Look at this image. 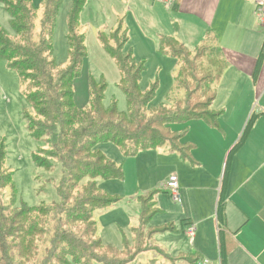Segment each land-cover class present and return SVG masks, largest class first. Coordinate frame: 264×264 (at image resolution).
Listing matches in <instances>:
<instances>
[{"label":"trees","instance_id":"trees-1","mask_svg":"<svg viewBox=\"0 0 264 264\" xmlns=\"http://www.w3.org/2000/svg\"><path fill=\"white\" fill-rule=\"evenodd\" d=\"M0 1L10 15V24L14 31L11 34L0 25V59L6 60L8 66L18 72L25 86L27 100L34 111V116L27 114L32 134L36 137L47 136L52 146V157L59 159L64 169L63 177L57 187L60 198L57 204L14 206L10 202L8 206H1L2 211L4 213L7 208L17 210L14 216L16 219L19 215L27 217L35 213L32 233L45 232L40 221L41 217L56 209L70 218L66 223L72 219L86 223L82 236L73 237L66 231L62 234L60 231L53 234L51 238L53 242L58 239L68 241L70 244L79 241V247L87 253L81 260L72 246L70 248L64 245L58 264H128L150 247L149 243L146 244V234L150 235L174 227L165 226L162 229H155L148 226L150 218L158 212L155 208L156 202H151L156 192L150 191L138 197L142 204V212L140 225L132 230V239L125 235L122 248L104 244L103 239L97 235L94 211L116 204L119 197L107 194L99 186L97 178L123 180L124 171L123 165L111 160L99 148V144L113 142L121 148L125 156L170 144L184 159L189 157L193 145L181 140L188 126L183 130H174L172 125L196 119H205L210 124L216 125L219 113L211 106L216 96L215 85L227 65L224 50L217 46V38L212 30H208L201 44L193 50L172 35L161 36V50L171 54L182 64L176 77L177 89L186 92L184 99L175 100L174 103L176 106L182 104L183 108L178 112L170 113L166 103L149 106L155 96L157 83L145 93L141 90L140 81L145 71L144 62L137 61L130 48L125 50L129 37L123 29V23L120 22L118 27L110 32L109 37L103 34L102 41L120 70L119 85L126 94L128 110L120 111L115 100L109 106H105L103 101L106 84L104 82L98 84L92 77L90 105L80 107L75 102L74 83L80 75L87 56L86 36L80 32V15L87 0H72L66 35L69 46L67 65L57 63L53 43L57 16L63 0H38V5L34 0ZM177 2L178 0L175 4ZM41 10L40 28L36 34L34 28L37 27L36 19ZM121 34L122 36H119ZM110 40H113L115 46L109 44ZM192 54H196L193 62L187 59L188 55ZM263 57L264 43L260 61ZM189 77L197 83L195 85L188 83ZM253 116L251 115L248 122L247 131L255 121ZM5 156V151L0 148V191L9 184L14 187L12 172L4 168ZM40 166H44V163ZM78 187L82 188V192L75 200L74 191ZM224 215L220 201L218 207L220 231H223L225 226ZM37 224H39L38 228ZM9 237L11 232L6 233L0 228L2 251L0 264H26L29 258L25 257L23 251L17 252L15 256L11 255L7 240ZM91 238L94 240L90 241ZM88 244L92 245L95 252H87ZM20 245L15 244L14 248L19 250ZM31 247L33 248L34 245L28 248ZM99 248H105L113 256H104L97 252ZM222 264H226L225 258Z\"/></svg>","mask_w":264,"mask_h":264},{"label":"rangeland","instance_id":"rangeland-1","mask_svg":"<svg viewBox=\"0 0 264 264\" xmlns=\"http://www.w3.org/2000/svg\"><path fill=\"white\" fill-rule=\"evenodd\" d=\"M158 1L163 2L165 6H169V10L172 12V6L175 3L169 5L166 1ZM34 3L38 5V0H34ZM71 8L72 0H63L57 16L53 37L55 59L58 64L63 65H67L69 57L66 35L68 14ZM108 9V7L102 6V3H99L98 0H87L81 12L80 21L85 26L87 36V56L82 64L80 75L75 79V102L80 107L90 105V78L92 77L98 84L102 82L106 84L103 101L105 106H109L115 100L120 111H127V97L119 85L120 70L102 41L103 34L107 37L110 34L108 31L111 24L105 29L102 28L103 25L108 23ZM41 15L42 10L38 12V18L36 19L37 27L34 28L36 34L39 32V17ZM166 17L164 15V17L160 16L159 18V21L164 25H167L168 22ZM122 19L125 20L124 27H129L127 33L129 40L125 50L130 48L136 60L144 62L145 71L140 81L141 90L145 93L154 83H157L155 96L149 106L166 103V107L170 108V113L180 111L183 108L182 104L176 106L174 103L175 100L185 98L186 92L183 89H177L178 82L176 79L182 64L180 60L161 50L160 38L164 35L163 32L156 31L158 37L156 40L148 33L156 25L150 9L145 7L138 9L129 6L127 17L122 16L118 25L123 22ZM0 25L11 34L14 33L10 24V15L2 1H0ZM259 28H261L260 25ZM119 36H122V34ZM109 44L115 46L113 40H110ZM182 56L184 57V54ZM188 56L187 59L192 61L196 54ZM187 81L194 85L197 83L190 77ZM24 87L18 72L10 68L6 60L0 59V148L6 153L4 168L12 172L14 177V187L9 184L0 191V228H3L6 233L11 232V237L7 239L11 255L15 256L17 252L23 251L25 257L29 258V263L26 264H49L51 262L58 264L57 261L59 255L62 254L64 245L70 246V248L72 246L78 257L83 260L87 253L79 247V241H73L70 244L68 241L58 239V241L53 242L51 239L53 234L55 235L59 231L61 234L66 231L73 237L84 235L83 231L86 228V223L83 221L72 219V221L66 223L70 218H67V216L60 213L59 209H56L41 217L40 221L46 231H43L44 233L42 231L41 233H32L31 227L34 222L33 217L36 216L35 213L27 217L19 215L16 219L14 216H16L15 212L17 210L7 208L4 213L2 211L1 206H8L7 204H10V202L14 206H21L22 204L35 206L42 203L52 206L51 204H57L60 200L57 187L60 184L61 177H63L64 169L59 159L52 157V146L48 142L47 136L36 137L32 134L27 114L34 116V111L27 100ZM260 104V101H255L253 108L255 106L260 107ZM189 125V131L181 139L182 141L189 140L194 131L195 123H175L172 125L174 130H183L185 126ZM168 146L169 144H166V147ZM166 147L163 148L167 150ZM99 148L111 160L123 165L124 171L123 180L97 178L99 186L107 194L119 197L115 205L94 211V219L97 222V235L103 239L104 244H111L117 248L123 247L124 236L128 235L130 238L132 236L130 229L140 225L142 204L136 198L147 194L149 191L156 192L157 203L155 208L158 209V212L150 218L148 226L155 229L168 226L174 227V229L157 231L150 235L146 234V244L155 243L162 246L171 240L185 242L186 244L190 242L191 239L188 234L182 232V223L177 220L178 206L175 205L173 197L164 184L173 165L168 150L161 152L154 149L143 150L135 155L125 156L121 148L113 142L101 143ZM34 157H37V159H34ZM46 160L52 162L53 165ZM42 163H44V166H40ZM81 192V187L75 189V200ZM154 201L155 195L151 199L152 203ZM153 206L152 204V208ZM38 226L39 224H37V228ZM93 240L94 238H91L90 241ZM15 244H21L19 250L14 248ZM32 244L34 247L28 248ZM91 244L87 245V252L89 253L95 252ZM162 247L168 252L171 249L170 247ZM97 252L104 256H113L105 248H99ZM153 253L155 251H146V253L140 255L139 259L130 264H148L147 261L152 258ZM0 255H2L1 249ZM161 260L165 261L164 258Z\"/></svg>","mask_w":264,"mask_h":264},{"label":"crops","instance_id":"crops-1","mask_svg":"<svg viewBox=\"0 0 264 264\" xmlns=\"http://www.w3.org/2000/svg\"><path fill=\"white\" fill-rule=\"evenodd\" d=\"M157 1L98 0L109 8L108 23L102 28L111 24L110 33L122 16L127 17L129 6L145 7L156 21L148 32L153 39L158 38L156 31L163 32L193 49L212 30L227 65L215 85L211 106L219 113L216 125L205 119L190 121L195 128L183 142L193 147L185 159L170 144L163 146L173 162L165 182L171 173L179 176L182 200L175 202L177 220L183 233L190 225L195 226L194 238L187 244L177 240L164 243L162 246L171 248L169 252L149 243L151 248L142 253L155 251L148 264H222L223 258L226 264H264V57L259 59L264 27L259 28L254 0H178L172 12ZM164 15L167 25L159 21ZM80 31L86 36L82 23ZM255 101L261 102L260 107L253 108ZM251 115L255 121L247 131ZM163 147L154 150H166ZM220 201L225 214L223 231L218 218Z\"/></svg>","mask_w":264,"mask_h":264},{"label":"built area","instance_id":"built-area-1","mask_svg":"<svg viewBox=\"0 0 264 264\" xmlns=\"http://www.w3.org/2000/svg\"><path fill=\"white\" fill-rule=\"evenodd\" d=\"M166 1L169 5H172L176 0H163ZM255 3V13L257 15L259 24L261 27H264V0H254ZM166 187L168 188L171 196L173 197L176 203L181 202V193H180V183L179 176L177 173H171L166 181ZM187 233L191 240H193L195 235V226L190 225L187 229ZM202 264H212L209 261H204Z\"/></svg>","mask_w":264,"mask_h":264}]
</instances>
